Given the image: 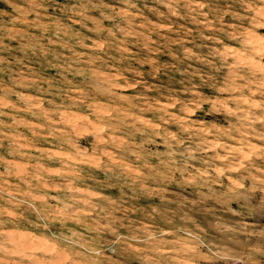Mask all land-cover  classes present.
<instances>
[{
	"label": "clouds",
	"instance_id": "1",
	"mask_svg": "<svg viewBox=\"0 0 264 264\" xmlns=\"http://www.w3.org/2000/svg\"><path fill=\"white\" fill-rule=\"evenodd\" d=\"M0 169V264H264V0H0Z\"/></svg>",
	"mask_w": 264,
	"mask_h": 264
},
{
	"label": "rangeland",
	"instance_id": "2",
	"mask_svg": "<svg viewBox=\"0 0 264 264\" xmlns=\"http://www.w3.org/2000/svg\"><path fill=\"white\" fill-rule=\"evenodd\" d=\"M0 170H2V169H0ZM44 251H46V246H45V248L38 249L37 250V255L43 253ZM36 264H43V261H39L38 260V261H36Z\"/></svg>",
	"mask_w": 264,
	"mask_h": 264
}]
</instances>
